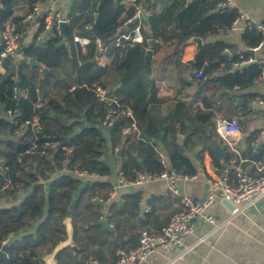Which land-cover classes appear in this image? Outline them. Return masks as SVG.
I'll use <instances>...</instances> for the list:
<instances>
[{"label": "trees", "instance_id": "trees-1", "mask_svg": "<svg viewBox=\"0 0 264 264\" xmlns=\"http://www.w3.org/2000/svg\"><path fill=\"white\" fill-rule=\"evenodd\" d=\"M45 1L0 0V37L5 23L12 22L18 25L24 39L30 26V22H26L27 14ZM223 1L154 0L148 6L153 12L143 29L145 41L142 44L123 41L117 46V37L133 15L134 6L128 0H73L65 37L54 33L44 43L38 41L44 31V21L40 19L32 42L22 45L21 59L0 57L5 68L0 72V161L4 160L5 169L2 178L12 180L16 190L11 194L20 195V190L26 195L19 206L0 207V247L11 234L21 235L11 238L7 245L8 257L1 259L0 264H44L42 257L54 251L58 264H85L91 256L103 264H116L118 249L132 250L139 245L144 231L154 234L167 225L170 219L156 209L161 197L148 201L151 211L141 214L142 195L138 192L124 195L121 206L111 205L107 220L113 230L103 229L99 224L100 205L94 198L108 199L114 183L105 180L83 185L80 179L60 171L79 169L98 177H109L113 169L107 155L112 153L121 160L120 177L134 182L139 173L166 171L154 146L159 143L172 168L181 174L197 173L186 152L200 145L216 161L214 142L222 141L216 132L215 112H205L195 106L197 96L202 93L198 91L191 103L177 99L175 110L161 115L158 106L165 103L168 96L157 86L152 74L157 55L163 49L169 51L166 58L176 64L191 38L207 40L231 30L238 12L234 8L222 9ZM22 5L26 10L17 15ZM75 36L89 38L91 43L81 47L74 42ZM97 39L102 48H98ZM149 40H153L150 51ZM243 41L246 50L233 55L226 54L232 48L226 42L206 43L189 63L191 70L201 72V77L211 79L217 75L219 90L224 91L222 99H227L217 108L227 109L225 118H235L242 129L245 116L253 113L254 101L264 98V95L249 92L232 94L234 90L251 89L262 73L259 63L232 71L236 63L252 57L249 50L259 45L261 35L248 28L243 33ZM2 50L0 45V55ZM26 59L60 74L58 79L46 76L41 109L36 108V103L42 74ZM63 73L74 76L78 84L75 90H71L73 83L62 79ZM52 82L58 84L52 85ZM95 85L117 97L121 109L133 111L139 134L132 131L125 134L133 121L124 117L116 119L110 128L101 125L107 109L90 90ZM15 87L20 91L17 98ZM50 87L56 90L50 92ZM229 104L234 109L228 107ZM8 110L16 112L13 119L7 117ZM36 116L43 125L38 135L41 142L48 139L61 145L56 151H47L52 159L37 152L27 155L25 149H18L24 136L33 135L23 127L24 123ZM203 126H211L213 130L206 131ZM164 127L166 130L162 131ZM201 128L203 130L199 131ZM180 135L185 136L182 141ZM151 139L154 144L145 141ZM250 139L255 141L256 138ZM257 144L262 147L260 141ZM64 146L72 150L68 156L63 155ZM230 157L232 154H228L227 160ZM67 218L72 219L74 239L72 244L61 247L66 239ZM73 245L78 247L77 252Z\"/></svg>", "mask_w": 264, "mask_h": 264}, {"label": "crops", "instance_id": "crops-1", "mask_svg": "<svg viewBox=\"0 0 264 264\" xmlns=\"http://www.w3.org/2000/svg\"><path fill=\"white\" fill-rule=\"evenodd\" d=\"M143 1L147 8L154 2V0ZM72 2L73 0H59L58 6L65 15L69 14ZM233 2L234 9L246 12L256 21L264 24V0H233ZM49 4V0L40 3L42 7H47ZM148 9L151 13L153 12L150 8ZM25 10L26 6L22 5L17 9L16 14L21 15ZM40 19L41 17H37L35 22H30L27 34L22 40L21 47L22 45H28L32 42L34 35L39 28ZM48 38L49 36L46 37L43 31V33H40L38 41L44 43ZM217 41H223L232 46V48L227 50L233 51V53L230 52L229 55L239 54L246 50V45L243 41V32L240 30L231 29L210 36L207 40H203V46L206 43H214ZM168 52V50L163 49L157 55L158 61L152 74L157 86L161 87L168 96L166 97L168 99L165 103L159 104L158 113L161 115H169L175 110L177 99H182L191 103L194 100L193 96L199 91L202 95L197 96L198 101L195 106L201 108L205 112H215L214 120H216L217 124L222 120H227L228 118H225L227 109H222L220 111L217 108L218 106H222V102L226 103L227 101L226 98L222 99L224 91L219 90L220 81L216 80L217 75H214L209 79L208 77H201V75L198 76V73L201 72L190 69L189 63L193 61L197 55L195 53L196 45L188 44L184 49L183 56H181L179 62L176 64L172 62V60L166 58ZM21 56L20 51V53H17L13 57L15 60H19L21 59ZM255 58L258 60H264V49L255 52ZM4 71L5 68L3 63L0 62V72L3 73ZM40 71L42 74V83L41 88L39 89L44 97L43 90L46 89V76L52 75L54 79H58L60 74L49 70L50 72L48 74L43 75L41 69ZM232 71H234V69ZM61 75L63 80L66 79L68 83H73L72 87L78 85L74 82V76L70 73L69 75L67 73ZM52 83V85L58 84V82ZM53 90L55 91L56 89L50 87V92ZM245 92L264 95V85L256 82L255 86L248 91L234 90L232 94L241 95ZM214 94H216L215 97L213 96ZM202 97H206V100L204 101ZM256 101L257 100L254 101L253 107L251 108L253 113L245 116V128H241V133L238 136L225 140L218 134L216 125V132L222 142L216 140L214 144L218 143L223 150L226 151L227 155L224 158H216L215 161L213 155L208 150L204 149L202 145L186 152L192 160L199 176L197 179L189 181L180 179L177 182L178 189L182 196H189L199 200L206 198L208 194L213 191L216 195V202L210 212L215 216V223L211 224L203 217L197 218V220L194 221V232L184 238L181 246L160 248L143 264H264V197L260 198L254 204L249 205L242 213L233 215L224 204L227 200L223 198L222 184L213 188L210 183V180H220L223 175L224 167L231 159L230 157L227 160L228 154L234 155L233 149L240 152L242 156V162L240 165L243 169L247 170L254 177L264 176V140L261 139V133L264 126V107H259L256 104ZM207 104L210 106H207ZM228 107L234 109L232 104H229ZM203 127H205L204 130L206 131L213 130L211 126ZM202 128L199 129V131L203 130ZM253 136L256 138L255 141L250 139ZM184 137L185 136L180 135V140L182 141ZM259 141L261 142L262 147L258 146L257 143ZM158 145L163 151L162 145L160 143ZM113 155L114 154L111 153L107 158L113 169L112 174L109 177L95 176L93 178L85 177L81 179L83 185L96 181L111 180L114 183V188H118L117 195L112 197V191L110 197L104 199L105 202L103 206L97 203L100 205V210L103 208L105 212H111L110 208L112 204L116 203L118 206L123 204L124 195L140 192L142 195V201L140 204L141 214L147 213L145 212V208L147 206L150 207L148 201L154 200L155 197H161L160 200L156 202L157 212L164 213L169 219H171L174 214L183 212L184 208L181 204L180 197L167 192L168 188L165 180L147 182L142 186L121 184L119 182L121 160L118 158L115 159ZM167 163L168 169H173L169 159H167ZM67 171L69 170L64 168L60 172L68 175ZM57 174L58 172L55 173L54 176ZM11 196H13V199L4 202L3 206H19L26 197L24 193ZM65 222L67 225L66 239L61 247H66L72 244L74 239L72 219L67 218ZM15 236L18 235H14V237ZM18 237H21V235ZM73 247L77 246L73 245ZM77 250L75 252H77ZM42 258L44 264L59 263L55 251L49 252Z\"/></svg>", "mask_w": 264, "mask_h": 264}, {"label": "built area", "instance_id": "built-area-1", "mask_svg": "<svg viewBox=\"0 0 264 264\" xmlns=\"http://www.w3.org/2000/svg\"><path fill=\"white\" fill-rule=\"evenodd\" d=\"M134 6L133 15L124 23L123 32L117 37L116 45L119 46L123 41H131L134 44H142L145 41L143 35V29L145 28L148 18L151 16V12L146 7L143 0H128ZM50 4L47 7H42L40 4L36 5L32 12L27 14L26 21L32 22L36 21L37 17H41L44 21V33L45 36H51L52 34L63 35L61 24L66 22L67 26L70 23V18L65 15L63 11L59 8V0H49ZM233 0H224L220 7L224 8H234ZM238 15L231 25L232 30H240L243 33L248 28L255 29L261 35V41L259 45L252 49L254 52L264 49V24L253 19L249 14L243 11H237ZM23 40V33L19 30L18 25L12 22H6L4 28L1 32L0 45L3 46L0 57L6 59L8 57H13L21 51V43ZM43 42V41H42ZM74 42L79 44L81 47H86L91 43V40L86 37L75 36ZM98 48H102V43L99 39L96 40ZM242 58V55H241ZM259 63L262 66V73L257 83L264 85V60H258L255 57H250L248 59H242L241 62L236 63L233 66L234 70H241L249 64ZM201 73H198L200 76ZM86 86V85H85ZM78 85L73 86L72 90H75ZM88 87V86H86ZM89 88V87H88ZM95 94L96 98L103 104L107 109L106 117L103 118L101 125L103 127L110 128L114 125V122L119 117H124L126 119L132 120V126L125 131L128 134L129 131L132 133L139 134V129L136 124L134 113L130 109H121L119 100L113 94L110 93L108 89L100 85H95L90 88ZM15 98L19 95L20 91L18 87L14 88ZM44 97L40 89L37 91V103L36 108L41 109L43 107ZM259 107H264V98H259L256 101ZM16 112L13 110L7 111V117L13 119ZM26 129L33 132L31 137H23L20 144H27L25 148V154L31 155L34 153H39L40 156H48L52 158L53 156L47 153L48 150L56 151L61 145L56 141L44 140L41 142L39 139V133L43 129V125L38 116L32 120H27L24 123ZM218 134L225 140L231 137L238 136L241 133V126L239 122L235 119L232 122L227 120H222L217 124ZM23 133L19 136L21 137ZM25 135V134H24ZM261 139L264 140V126L261 133ZM150 144H154V140H145ZM155 149L160 157L162 165L166 168L161 174H147L139 173L134 182H128L123 176L120 177L119 182L121 184H134L142 186L147 182L165 180L167 182V192L172 193L175 196L180 197L181 204L184 208L183 212L176 213L172 216L170 221L165 225L159 233H149L144 231L141 235L139 245L132 250L118 249L116 251V264H143L146 262L153 253H155L160 248H168L170 246H181L183 240L186 236L194 232V221L199 217H203L206 221L211 224L215 223V216L211 214V208L216 202V195L211 191L208 196L204 199H194L189 196H182L180 190L178 189L177 182L180 179L185 181L195 180L198 178L199 174L194 175L181 174L174 169H168L167 159L161 150L159 145H154ZM63 155L68 156L72 150L68 147H62ZM234 155L227 163L223 169V175L218 181L210 180L211 186L215 188L219 184H222V194L223 198L235 206L233 215L242 213L249 205L254 204L260 198L264 197V176L254 177L247 170L241 167L242 156L240 152L233 149ZM68 169V168H67ZM67 171L68 175H71L77 179H83L85 177L93 178L97 175L88 173L82 170H70ZM4 175L0 171V207H2L4 202L13 199L16 188L12 183L11 179H3ZM118 188L115 187L112 192V197L116 196ZM21 195V191L19 190ZM94 201L98 204L104 205L105 200L102 198H96ZM151 211L150 207L145 208V212ZM111 215V212H105L101 208L99 220H107V217ZM108 221V220H107ZM14 235L11 234L9 238L2 242L0 247V252L4 250L13 238ZM8 257V254H7ZM85 264H103L96 257H89L85 261Z\"/></svg>", "mask_w": 264, "mask_h": 264}, {"label": "water", "instance_id": "water-1", "mask_svg": "<svg viewBox=\"0 0 264 264\" xmlns=\"http://www.w3.org/2000/svg\"><path fill=\"white\" fill-rule=\"evenodd\" d=\"M61 29H62L63 35L65 37L66 31H67V23L66 22H62ZM187 44H195L196 45V52L195 53L198 54L203 47V39L198 38V37H194V38H191L190 40H188ZM149 45H150V49L148 51H150L152 49L153 40H149ZM230 52L233 53V51H226V54H230ZM249 54L252 57H255V52L252 49L249 50ZM26 61L32 67L40 68L42 70L43 75H46L50 72L49 69L43 67L42 64H40L39 62H37L35 60L26 59ZM232 120H233L232 118L227 119L228 122H232ZM165 130H166V128L164 127L162 131H165ZM26 146H28V145L23 144V143L19 144L18 149L24 150L26 148ZM214 151H215V156L218 159L224 158L227 155L226 151L223 150L221 145H219L218 143L214 144ZM0 171L2 173H5L4 160L0 161ZM224 204L231 212L234 211L235 206L233 204H231L228 201H225ZM99 224L103 227V229L113 230V227L110 225V223L107 220H102L99 222ZM73 248L75 251L77 250V247H73ZM7 251H8V246H5L4 250L0 252V260L7 257Z\"/></svg>", "mask_w": 264, "mask_h": 264}, {"label": "rangeland", "instance_id": "rangeland-1", "mask_svg": "<svg viewBox=\"0 0 264 264\" xmlns=\"http://www.w3.org/2000/svg\"><path fill=\"white\" fill-rule=\"evenodd\" d=\"M107 156H109V154H108ZM113 157H114L115 159H117V157H116L115 155H113ZM174 215H175V214H174Z\"/></svg>", "mask_w": 264, "mask_h": 264}]
</instances>
